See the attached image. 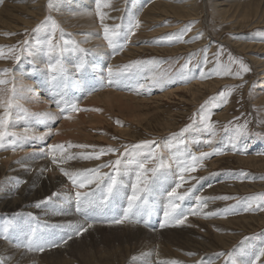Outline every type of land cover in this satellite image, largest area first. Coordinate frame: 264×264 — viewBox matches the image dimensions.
Returning a JSON list of instances; mask_svg holds the SVG:
<instances>
[{"label":"rangeland","instance_id":"374dc122","mask_svg":"<svg viewBox=\"0 0 264 264\" xmlns=\"http://www.w3.org/2000/svg\"><path fill=\"white\" fill-rule=\"evenodd\" d=\"M38 1H40L41 11L39 12L40 15L38 16V19L34 21L35 22L33 25L34 27L32 25L26 26L23 22L21 23L22 25L20 24L22 29L17 28L13 31L12 30L10 31L9 28L7 29L1 28V24H0V51H3L5 57V58H0V66H1L0 78L8 80V84L0 85V94H2L1 98L2 97L4 98V99L0 98V102L7 101L8 97L6 96L8 94H10L9 98H11L12 93L10 89H12L13 86L14 87L16 86L15 99H17L16 101L20 105L23 106V104L25 103L24 105L26 106L23 107L32 108L33 110L32 109L29 110L30 108L28 109L25 108L32 113L34 112L54 113L57 116V119L46 120L40 117H28L27 119L14 120V126L10 125L11 130L14 129L13 131L16 132L18 131L19 133H23V129L27 127L28 129L33 130L30 132L31 134L29 133L30 135L32 134L39 135L41 133H46L49 130H51L52 134L47 135L43 141L28 140L24 142L21 147L16 148L18 153L16 154L17 156L15 158H10L6 162H9L11 164L14 163L15 161H21L22 159H27V158L42 159L46 157V159L48 158L52 159L50 154V146L52 144H64L65 146H67L69 142L76 145L83 144V145L94 146L96 151H98L100 148H106L108 146H112L114 148H120L121 151H123L122 148L123 145L136 144L144 140H155L157 142V145H159L160 154L162 155V157L166 161H169L173 164H175V161L172 160V157L178 151L177 147H174V145L179 146L180 152L183 150L182 153H186L185 155L180 157L181 159L185 158L188 154L199 155V153L201 152H211L215 150L216 152L222 154L213 155L210 158H206L203 162L205 165L204 167L199 168L194 173L188 174L203 179H200L199 183L197 182V180H190L188 183L184 184L186 187H184L183 190L191 187L192 185H195L194 193L190 195L195 197V201L193 202V205L197 204L195 203L197 202L196 197H198L196 195H201L203 197L205 196L208 198H212L210 200L215 202V204L217 205H221L220 206L221 208L224 207L223 206L224 204L225 207L234 206L236 209H238L236 212L232 214H228V217L230 218L228 224L226 222H219L216 223L215 225L212 224L205 225L209 230H211V232L213 231V233L215 231L217 232L218 228L222 229L223 227H226L227 231H230L229 237L230 239H232L231 245H222L216 243L218 247L212 253V256L218 257V259H216V261H218L216 262V264H222L223 262L227 261V256H220L219 253L231 252L234 248L240 247L241 241H243L245 245L249 242V240H253L254 241L253 247L257 249H259L261 246H264V211H260L259 209L253 211L243 210L244 198L252 197L257 194L264 193V79L262 78L261 75H258L260 74L261 71L257 67V65H255L256 63H254L255 62L254 59H250L252 57L248 53L241 51L232 41V39L236 37L237 39L240 40L243 38H247L245 40L247 41V44L253 46L254 51H252L251 54L257 55L264 59V48L257 47L258 44L259 46H263L264 44V41L262 40V37L259 33V32L264 33V26H263L264 24L259 25L260 27L258 25L255 26L254 24L253 25L249 24L250 26L249 25L240 26L234 24V26H232L233 23L231 22L229 23L226 22L225 24L223 23L221 25L219 19H216L218 21H215V16H213L215 15L216 12L213 13L212 10H210L209 8L210 7L209 1L211 0H197V2L199 1L202 2L199 3L203 5V8L205 7L204 9L201 8V12L202 10H204L203 13H201L203 16L202 15H200L202 17L199 16L201 19L203 18L204 20L203 19L201 20L198 16L196 17L199 18L198 19L199 21H202L200 23L202 24V27L200 24L194 23L195 25H192L193 24L192 19L190 20L186 19L184 21L183 18L171 17V20H169L166 18L167 16H163L162 18L158 17L156 19L149 21L145 20V22L141 21V27L139 28V32H136V35L140 36V38L135 41L131 39V43L128 45L127 48L124 49V52L122 51L114 52L111 56V59H114L115 56L118 54L117 56H119L118 59L119 61L117 60L116 62H118V65L120 64L121 66L126 65V63L130 64L133 61H152V60L158 61L159 62L158 66L153 67L149 65L148 67L142 68L141 70H137L136 68H133L130 71L128 70V72L124 73V75L120 78L118 84L117 83L109 84L107 80L109 78L106 79L104 77H101V76L108 77L107 72H102V74L97 73L95 75V78H92V80H90V77H88L89 75L87 72L89 65L84 70V72H82L83 74L81 72L77 73L75 64L79 63L78 56L80 55L81 52L78 53L66 52L65 54H63V57L69 56L71 58L70 64L66 66L69 72L68 73L69 77L74 75L77 77L74 81L76 84L82 81L86 85H84L83 87H79L80 88L79 89L76 88L75 86H72L73 84H71L70 81L68 80L67 87L64 88L62 91H57L56 89L53 88L52 84L50 83L49 76H47L48 78L47 80H45L43 76H41L40 74L38 77V74L34 73L29 75V77L25 81L20 80L21 75L19 73L21 71L18 69L19 66L24 67L27 70L26 71L27 74L28 68L32 69L33 67L34 68L39 67V65H37L38 58H33L24 54L21 55L20 60L17 62L14 59L15 54L10 53L9 49L16 48L17 50H19L28 47V45L23 44V41L25 40L28 41L29 45L35 44L37 40H41V41H43V39L46 40L50 35L49 32H43V31L35 32L33 31V29H35L36 26L41 21H44L48 16H51L59 23L60 27L63 29V38L65 40H69V41L74 40L77 42L78 45L80 44L79 47L89 50L87 53H83L86 54L85 57H87L90 54L92 55V53H95L98 50L97 49L99 48V45H97L98 38L100 39L99 44L101 43L104 44L102 42L104 41L103 29L100 25L99 18L97 17L96 14L94 15V17L96 16L95 19L99 22V25L97 27H94L93 31H92L93 28H87V27L84 29L80 27L76 28L72 26L70 22L69 24L64 23L63 20L66 18H64V15L60 16L59 14L65 13L66 8H64L62 12L59 11V8L64 3L71 4V0H54V3L56 4V8H54L51 11L48 8L49 0H0L1 3L0 8L5 6L4 2L9 3L8 7L10 9L11 8L10 5L19 4V3H21V6L27 4L35 5ZM204 1L209 2L208 5H204ZM108 2L110 4V7L103 9V11L108 14L105 23L112 26L118 23L126 22V20H128L130 15H125V13L132 0H108ZM67 10L71 11L68 8ZM13 12L17 14L20 13L18 10L16 11L13 10ZM8 15L9 14H7V16ZM28 17L29 16H26V18ZM140 17L143 18V16L141 15ZM206 17H208V19H206ZM196 18L194 17V19ZM211 18L213 21L211 20ZM30 19L32 20L34 18L31 17ZM162 20L164 23L162 22ZM230 20L231 19H229V21ZM189 21L191 22V24ZM172 22H174L176 26L172 25ZM186 25H192L193 28L191 27L192 29L191 32L193 31L195 33L192 32L191 34V32H187V34L184 36V40H185L184 43L175 42V43L158 44L155 42L158 38L165 37L170 33L180 32L181 29H184ZM166 26L175 27L176 30L162 29ZM218 27L221 28L220 32L219 29L218 32L215 31L217 30ZM196 28L198 29L200 28V29L196 30ZM90 29L92 32L90 31ZM74 30L76 31L75 33ZM202 32L204 33L202 34ZM82 33H84V35ZM197 33H198V38L200 33L202 34L200 35L201 38H203L207 34L204 38L205 41L203 40L202 43L199 42V44H196L195 46H191L190 48L188 45H186L188 46V48L183 49V51L182 50L176 52L170 51V48L176 47L178 45H184L185 43L187 44L188 42L192 43L193 41L197 42L198 40L195 41V38H197ZM136 35L134 37H136ZM148 35H150L151 38ZM258 35L261 37V41ZM251 36L252 38L254 37L255 39L257 37L258 38L255 40L254 38L252 39ZM60 37H61V33L57 31L56 40L59 41ZM229 37L231 38L229 39ZM226 39H228V41ZM133 41L136 47L131 50L132 54L129 55V57H126L124 55V53L126 52L125 50H127L130 47V45L133 44ZM87 42L90 43L88 44ZM104 42L106 44V41ZM95 45H97V47ZM221 46L224 49V55L221 57L222 62L226 63L227 56L230 54L237 59H242L244 63H246L250 67L251 71L243 74V79H238L234 75H225V76L213 75L212 78L210 79H204L202 80V83L206 82L207 84V82L208 83L214 82L216 85L214 84L215 86H212L211 88H207V89L203 88L199 92V94L196 95L197 98L193 100L194 98L193 92L196 93L198 87L197 85L202 84L200 82V79L198 78V73L201 70L205 72H211L215 68L216 61L213 54L216 53ZM201 48L207 49L209 63L207 64L206 67L202 65L204 53L201 51L202 50ZM189 59L192 60V64L190 65V67L193 69V72L197 74L196 79H193L189 83L179 82V80H177V82L173 84L166 83L163 86L164 90H161L159 86L153 84V79L155 78L156 80H160L161 75L164 73H167L168 76L175 78L177 76V72L180 69V67L183 64H185ZM196 65H201V67H196ZM121 66L119 67L116 66V63H112L108 67H112L114 70H118L122 68ZM5 69H11V71L7 75H4ZM237 69L238 66L234 65L233 72H235ZM14 70L16 71V73ZM39 79H41L42 81H40ZM141 85H143V87H140ZM191 86H194L192 88L193 92L187 89ZM229 88L232 89V91H231V95L228 98V102L226 104H221L220 107L211 109L212 110L211 119L215 125V135L210 136L207 132L201 131L203 126L199 122L200 106L204 104L205 101L209 100L210 97H214L220 91ZM17 90L18 91L20 90L19 93L17 92ZM171 90L176 92L173 96H171L168 99L161 97L163 94ZM99 92L104 95L110 92H115V94L118 93L117 95H121V98L120 99L111 98L109 100L96 99L95 96L99 95L100 94ZM123 93H129V94L131 93L136 97L137 96L141 98L144 97V99L130 100L126 98V96H124ZM24 99L26 101H24ZM130 102L133 105H130ZM65 103L77 104L81 109H88V110L80 111L78 113H72L73 118L70 120L64 119L63 116L66 115L67 113L61 114L59 112V108L57 105L59 104L60 106H64ZM93 109H101V111H94ZM0 110L3 111V109L1 108ZM12 111H13V116L15 117L14 114L16 113V110L13 109ZM193 117H195L197 121L195 124L193 123ZM117 120L122 122L123 124L122 127L116 123ZM238 124L239 125L247 124V129L244 134H242L239 137H236L233 129ZM188 125H192V127L187 132L183 133V135H180L181 130L187 127ZM29 127H33V128H29ZM173 134H176V136L174 137ZM181 139L185 141L183 145H180ZM209 140H211V143H209ZM153 147L155 148L156 145H153ZM9 149L12 148L6 147L0 149V153L6 152ZM72 149L75 153H79L80 151L81 152L88 151V150L89 151L87 153H89L94 150L93 147H88L83 149L82 148H72ZM168 152L169 154H167ZM115 158L116 157L114 155H108V156H104L101 161L98 160L97 162L100 164L108 160H114ZM246 158H249V161L246 160ZM211 161L216 162L217 165L213 166L211 169H208L209 166H212L210 165ZM1 165L3 166L5 165V163L0 164V166ZM206 165H207L206 169L208 170H204ZM103 171H111V170L106 168ZM168 174L170 177H173L172 173L168 172ZM67 182L71 186V188L74 189L72 185L69 183L70 181ZM199 187H201L200 193L199 194L195 193L196 190L199 189ZM222 196H230L233 197V199H229V200L217 199L218 197H222ZM187 205L190 204L187 203ZM20 213L23 212L21 211ZM93 213H97L95 217L97 220H94L95 222L94 225L103 224L107 226L106 224H109L108 220L117 217L116 212L108 208L104 209L103 211H93ZM0 214L7 215L9 213L0 212ZM108 216H110V218ZM243 217H249V218H243ZM38 221L42 223L41 220ZM30 223L31 221H29L28 219L26 220L25 224L29 225ZM35 224L36 223L33 222V225ZM27 227L25 229V227L23 226L24 232H27ZM45 230H47L49 233V234L45 233L47 238H49L53 234L59 236L58 240L54 241L56 243H60V238L61 237L66 238L67 235L65 231L61 232V229L49 228ZM154 230H156L155 227L153 228V231ZM24 232H22V234H24ZM203 232L204 230H202V233ZM98 234L99 235L96 236L97 244L95 243L92 251L97 252L100 249L105 250L107 248H112L111 246L112 244H114L112 243L113 241L115 243H119L118 249L121 250L119 251L118 254L119 257L125 261H129L130 255L135 253V251L137 250V243L141 239V238H136L137 236L141 235L139 232L125 226L123 227L120 226L116 228H105L103 231H99ZM82 236L83 235L77 238L79 239L81 238L83 240ZM245 237H248L249 239L245 240ZM69 243L70 240L67 242V244ZM80 243H82V241H80ZM60 246H63V244L62 245L60 244ZM64 246L66 247L67 245L64 244ZM64 246L63 248H65ZM53 248L57 249L58 247H53ZM53 248L47 249V251L52 250ZM47 251L45 250L43 253ZM210 252H211L210 248L209 249H207V247L202 248V254L210 253ZM35 253H38V255L40 256L43 255V253L40 252H35ZM156 253L157 252L153 253V256L155 255L154 257L149 254L148 257L143 256L142 259L134 260V263L142 264L144 260L148 261L151 259L157 262V260H159L160 258L156 259V257L158 256L161 257V256ZM68 258L78 259V256L75 257L69 256Z\"/></svg>","mask_w":264,"mask_h":264},{"label":"bare ground","instance_id":"6f19581e","mask_svg":"<svg viewBox=\"0 0 264 264\" xmlns=\"http://www.w3.org/2000/svg\"><path fill=\"white\" fill-rule=\"evenodd\" d=\"M199 2H197V0H132L128 9L126 10L125 15H130V16L136 15L139 17L140 21H144V22H145V20L149 21V20L156 19L158 17L162 18L163 16H167L166 18L169 20H171V17L183 18L184 21L186 19H188V20L192 19V22H193L192 25H195V24H200L202 22V21H199L198 19L203 16L201 13H203V11H204V10H202V12H201V8H203V5L200 4L202 2H200V3ZM209 2H210V4H209L210 10H212L213 13L214 12L217 13V14L215 13V15H213V16H215V21H218L216 19H219V21L221 22V25L223 23L225 24L226 22L233 23L232 26H234V24L240 25V26H242V25L247 26L249 24L250 25L254 24L255 26L256 25L259 26L261 24H264V0H211ZM209 2L204 1V5H208ZM8 4L9 3L4 2L5 6L0 8L1 28H6V29L9 28L10 31L11 30L13 31L17 28H21V25H22L21 23H23V22L26 26H28V25L33 26L35 23L34 21L37 20L38 16L40 15L39 14V12L41 11L40 10V1H38L35 5H28L27 4V5L21 6V3L10 5V7H11L10 9L8 7L9 6ZM0 5H1V3H0ZM64 8H66L65 13L59 14L60 16L64 15V18H66L64 20L62 18L64 23L69 24V22H70L71 25L76 27V28H78V27L83 28V29L86 27L87 28H93L92 31L94 30V27H97L99 25V22L95 19L96 16L94 17V15L96 14V0H71V4L64 3L59 8V11L62 12V10ZM67 8L70 9L71 11H68ZM13 10H15V11L18 10L20 13L17 14L15 12H13ZM7 14H9V15L7 16ZM32 15H34V16H32ZM140 15L143 16V18L140 17ZM200 15H202V16H200ZM26 16H29V17L26 18ZM197 16L198 17L200 16V17L196 18ZM31 17H33L34 19L31 20L30 19ZM194 17L196 19H194ZM206 19H208V17H206ZM229 19H231V20L229 21ZM211 20H212V18H211ZM10 21H12V22H10ZM215 21H214V23H215ZM13 22H15V23H13ZM162 22H163V20H162ZM162 22H160V23H162ZM148 23H150V22H148ZM190 24H191V22H190ZM172 25L176 26L174 22H172ZM192 25H191V27L193 28ZM200 25L202 27V24H200ZM217 26H219V25H217ZM76 28H74V29H76ZM162 29H174V30H176V28L172 27V26H166ZM199 29L196 28V30H199ZM218 29L220 32V30H221L220 27H218L217 30H215V31L218 32ZM99 30H100V27H99ZM90 31H91V29H90ZM201 31H202V29H201ZM75 32L76 31L74 30V33ZM137 32H139V29L137 30ZM192 32H191V34H192ZM193 33H195V32H193ZM203 33L204 32H202V34ZM259 33H262V32H259ZM82 34L84 35V33H82ZM202 34L200 33V35H202ZM200 35L198 38V33H197V38H195V41L198 40L197 42L193 41L194 43L188 42L187 44L185 43L184 45H178L176 47L170 48V51H173V52H176L179 50L183 51V49L188 48V46L190 48L191 46H195L196 44H199V42L202 43L203 40L205 41L204 38L207 34L206 35L204 34L205 36L203 38H201ZM148 36L150 37V35H148ZM151 36H154V35H151ZM231 36H233V35H231ZM261 37L259 36L260 41H261ZM81 38H79V39H81ZM94 38H92V39H94ZM139 38H140V36L136 35V37H134V36L132 37V40L135 41ZM230 38L231 37H229V39ZM238 38H240V37H238ZM241 38H243V37H241ZM251 38H252V36H251ZM246 39L247 38H243L240 40V39H237V37H236V38H233L232 41L241 51L248 53L252 57L250 59H254V61H255L254 63H256L255 65H257V67L261 71L260 74H258V75H261L262 78L264 79V59L262 57L257 56V55L251 54V52L254 51L253 46L248 45L247 41H245ZM99 40L100 39L98 38V40H97L98 42L96 41L98 43L97 45H99V48H97L98 50L95 53H92V55L90 54L87 57H85L86 54L80 53V55L78 56V62H80L81 59H84L87 61V65H89L87 72L89 75L88 77H90V80H92V78H95V75L97 73L102 74V72H107L108 66L111 65L112 63H116V66H119V67L121 66L120 64L118 65V62H116L119 59V56H117L118 54L115 56L114 59H111V56L114 53L113 50L108 48L107 44H105L104 41H102L104 44H102V43L99 44L100 43ZM226 40L228 41V39H226ZM262 40L264 41V37H262ZM88 41H90V40H88ZM134 41H133V44L130 45V47L127 50H125L126 52L124 53V55L126 57H129V55L132 54L131 50L136 47ZM258 42H259V40H258ZM87 43H85V44H87ZM91 43H94V42H91ZM212 44H213V42H212ZM256 44H258V43H256ZM97 45H95V46L97 47ZM186 45H188V46H186ZM141 47H142V44H141ZM254 47H256V46H254ZM257 47L264 48V44H263V46H259V44H258ZM138 48H140V47H138ZM122 52H124V50ZM135 53H137V52H135ZM70 61H71V58L69 56L63 57V63L66 66H68L70 64ZM37 63H38L37 65H39V67L36 69H40V71H33L34 67L32 69L28 68L27 74H26L27 70L24 67L19 66L18 69L21 71L19 73L21 75L20 80L25 81L29 77V75L34 74V73L38 74V77L40 74L41 76H43V78L45 80H47V78H48L47 76H49V78H50V75L47 73V71L44 67V59L38 58ZM69 67H71V66H69ZM0 68H1V66H0ZM126 72H128V71H126ZM136 72H138V71H136ZM15 73H16V71H15ZM17 76H18V74H17ZM101 77H104L106 79L109 78L106 76H101ZM76 78L77 77L74 75H72L69 78L70 83L73 84L72 86L79 88V87H83L84 85H86L82 81L79 82L78 84H76L74 82ZM35 80H36V78H35ZM39 80L42 81L41 79H39ZM39 80H38V82H39ZM96 80H97V78H96ZM143 81H145V80H143ZM44 82H47V81H44ZM200 82L202 83V80H200ZM36 83H37V81H36ZM203 83L197 85L198 87H197L196 93L192 91V88L194 86L187 88L189 91L193 92V95H194L193 100H195V98H197L196 95L199 94V92L203 88L207 89V88H211L212 86L216 85L214 82L213 83L207 82V84H206V82H203ZM27 84H29V83H27ZM34 84H35V82H34ZM151 85H153V84H151ZM131 86H133V85H131ZM70 87H71V85H70ZM15 88H16V86H15ZM45 90H46V88H45ZM19 91L17 90L18 93H19ZM119 92H120V90H119ZM99 93H97V94H99ZM175 93H176L175 91L171 90V91L163 94L161 97L168 99L171 96H173ZM117 94L118 93L115 94V92H110V93H107L105 95L100 93L99 95L95 96V98L100 99V100L101 99L102 100H106V99L109 100L111 98L120 99L121 95H117ZM123 95L126 96V98H128L130 100H132V99H144V97H142V98L138 97V96L136 97V96L132 95L131 93L130 94L129 93H123ZM1 96H2V94H0V98H1ZM9 96H10V94H8L6 97H8V99H9ZM24 101H26V100L24 99ZM152 101H153V99H152ZM24 104H23V106H26ZM130 105H133V104L130 102ZM137 105H138V103H137ZM25 108L28 109L30 107H25ZM31 109L32 108H30L29 110H31ZM53 110H54V108H53ZM0 112H2V111L0 110ZM34 113H37V112H34ZM14 115H16V113ZM33 120H35V119H33ZM165 123H167V122H165ZM29 128H33V127H29ZM24 129H23V131H24ZM12 130H14V129H12ZM17 130H19V129H17ZM31 131H33V130H30V132ZM106 138H107V136H106ZM69 151L73 154H78V153H75L73 151V149H70ZM88 151H82V152L80 151L79 153H87ZM16 154H18L16 149H15V151H12V149H9L6 152L0 153V160L2 161V162L0 161V164L5 163V165H3V166L1 165L2 167L0 166V212L9 213L7 215H5V214L1 215L0 214V232H1L0 234L3 233V229L6 226H8L9 223H11V225H12L10 227L9 233H8L9 234V240H7V242H6V240L0 238V260H3L4 264H135L134 260L142 259L143 256L148 257L149 254L151 256H153V253H155V252H157L156 254H159L161 256V257H159V256L156 257V259L160 258L159 260H157V262H155V260L150 258L151 260H148V261L144 260L142 262V264H157V263L161 264V262L173 261V260L179 261L180 264H216V262H218V261H216V259H218V257L212 256L213 251L216 250L218 247L216 243H219L222 245H231L232 239H230V237H229L230 231H227L226 227H223V225H222V227H223L222 229L218 228L217 229L218 231L217 232L215 231L213 233V231L211 232V230H209L207 228V226H205L208 224L215 225L216 223H219V222H226L228 224V221L230 219L228 217V215L226 216V218L223 216H212L209 218H204L203 213L221 212L223 209L227 208V207H225L224 204H223L224 207L221 208L220 207L221 205L215 204V202L211 201L210 199L206 200L207 208L203 209L202 214L201 215H195V216L190 215L188 217V220L185 222L184 225L168 226V227H164V228L160 227V225L163 223V220H162L163 219V212L167 206L168 198H167L166 192L170 191L171 188L174 187L175 183L178 182L177 179L179 177V168L177 167V164L175 162V164L172 163L173 164L172 168L167 170L166 174L158 175V179L154 183V204H153L152 212H151L150 216L147 218L148 219L147 226H145V224L143 222H141L139 224L125 223L124 225H113V226H110L109 224H106L107 226H105L103 224L102 225H96L95 224L94 227L90 228L87 232H85L83 234V236H82L83 240L81 238L79 239V238L74 236L73 240H70V243L66 244L67 245L66 247L63 244V246L65 248H63V246H59L57 249L52 247L53 248L52 250H49V251L46 250L47 252L43 253V255H41V256L38 255V253H35L37 251L29 252L23 246H20V247L17 246V245H23L24 243H26V240H27L26 233L27 232H24V229H23V226L25 227V229L28 226L25 224L26 220L29 219V221H31L32 224H33V222L36 223V220H33L31 217H28V215H27L28 213H31L33 217H36V218H38V220H41L42 223L39 222L41 225H44V224H48V225L65 224L69 221H81V222H83L85 219H82V216H83L82 214L75 212V201H74V192L75 191L68 184L67 178L65 176H63V174L60 172L59 167L52 163V159H50V158L46 159V157L42 158V159L27 158V159H22L21 161H15L14 163H11V164L9 162H6L10 158H15L17 156ZM167 154H169V152ZM185 154L186 153H184V155ZM243 159H245V158H243ZM246 160L249 161V158H246ZM97 161L98 160H88V161L72 160L71 162L68 161L67 163L62 164L60 166L66 168V169H69V170L93 168L99 164ZM73 163L76 165H74ZM210 165H212V166H209L208 169H211L213 166H215L217 164H216V162L211 161ZM206 168H207V165H206L204 170H208ZM42 169H44L45 171L42 172L41 171ZM168 172L172 173L173 177H170ZM18 181L20 182L19 187L16 186ZM203 184H204V182H203ZM184 187H186V186L184 185L183 188L180 189L181 192L184 191L183 190ZM200 191H201V187H199V189L196 190L195 193L199 194ZM54 192L67 193L73 197L68 202H63L62 198H54V200L57 201V204L63 203L64 214H60V215L53 214V209L46 208L44 206H42L41 208L35 207V204L37 202H39V201L45 199L46 197L52 195V193H54ZM193 193H194V191H193ZM130 194H131V191H130V189H128L127 195H130ZM196 196H201V195H196ZM207 196H209V195H207ZM206 198H208V197H206ZM194 201H195L194 196L187 197L183 203L184 205H182L183 206L182 208L187 210L188 208L196 207L197 204L193 205ZM187 203H189L190 205H187ZM195 203H197V202H195ZM126 207H127V198H126L125 193L121 192V194L112 201V203L108 209L114 210L116 212V216L118 217V216H122ZM21 211L23 213H20ZM96 215H97V213L88 214V217H87L88 221L93 222L94 220H97L95 218ZM243 218H249V217H243ZM120 226L132 228L141 234L140 236L136 237V238H141V239L137 243V250L135 251V253L130 255L129 261H125L119 257L118 253L121 250V249H118L119 243H115L113 241H112V243H114V244H112V246H111L112 248H107L105 250L100 249L97 252L92 251L93 246L96 243V236L99 235L98 234L99 231H103L105 228H116V227H120ZM154 227L156 228V230L153 231ZM215 228H216V226H215ZM202 230H204L203 233H202ZM62 231H65L67 233V230H61V232ZM22 232H24V234H22ZM58 237L59 236L51 235L48 239L55 241V240H58ZM80 241H82V243H80ZM90 242H93V243H90ZM253 245H254V241L249 240V242L247 244H245L244 247L246 250H249V251L253 250V249L258 250L257 248H254ZM73 247H74V249H73ZM89 247H91V248H89ZM203 247H207V249L210 248L211 252L202 254V248ZM204 255H206V256H204ZM69 256H72V257L78 256V259L68 258ZM134 257L136 259H133ZM223 263H225V262H223Z\"/></svg>","mask_w":264,"mask_h":264},{"label":"snow or ice","instance_id":"6c2138e0","mask_svg":"<svg viewBox=\"0 0 264 264\" xmlns=\"http://www.w3.org/2000/svg\"><path fill=\"white\" fill-rule=\"evenodd\" d=\"M110 7L108 0H96V15L99 18L100 25L103 29V39L106 41L107 47L112 49L113 52L123 51L131 43V39L136 35L137 30L141 27V21L138 16H130L126 22L118 23L115 25H108L105 23L108 14L103 11L104 8ZM49 10L56 8L54 0H49ZM191 25H186L178 33H170L165 37L158 38L156 43H184V36L187 32H190ZM35 32H49L50 35L46 40H37L35 44L29 45L28 41H23L24 45H28L23 49L17 50L16 48L9 49L10 53H14V59L18 62L21 55L26 54L33 58L44 59V66L47 73L50 75V83L57 91H62L67 87L69 75L66 65L63 63V54L66 52H81L87 53L88 49L79 47L76 41H69L63 38V29L59 23L48 16L44 21H41L35 29ZM61 33L60 40H56V33ZM264 37V33H260ZM94 51V50H93ZM204 53L202 65L204 67L209 63L207 49L201 50ZM195 55V54H192ZM216 61V66L211 72H205L201 70L198 73L200 80L210 79L213 75L225 76L234 75L238 79H243V74L251 71L250 67L244 63L242 59H237L232 55L227 56V62H222L221 57L224 55V49L221 46L216 53L213 54ZM0 58H5L3 51H0ZM192 60L189 59L183 64L177 72L175 78L168 76L167 73L161 75L160 80L153 79V84L159 86L161 90H164V84H173L177 80L183 83H189L193 79L197 78V74L193 72L190 67ZM149 65L155 67L159 65L156 60L152 61H133L130 64L123 65L121 69L114 70L112 67L107 68L108 83H119L120 78L128 70L136 68L141 70ZM237 65L238 69L233 72V66ZM87 61L81 59L75 68L77 72H84L87 68ZM201 67V65H196ZM11 69H5L4 75H7ZM33 71H40V69L34 68ZM8 84V80L0 78V85ZM140 87H143L141 85ZM12 97L7 101L0 102V108L3 109L0 112V149L11 147L13 151L17 147H21L22 144L28 140L43 141L47 135H51V130L39 135H30V129L25 128L23 133H18L11 130L10 125L14 126V120L27 119L28 117H40L46 120H55L57 116L51 112L32 113L20 105L15 97L16 90L13 86L10 89ZM232 89H226L220 91L216 96L210 97L200 106L199 110V122L202 124L201 131L207 132L210 136L215 135V125L212 122V108L220 107L221 104H226L228 98L231 95ZM61 114L67 113L63 116L64 119H72V113H78L80 111H87L88 109H81L77 104H67L64 106L57 105ZM13 109L16 110L15 117L13 116ZM94 111H101V109H93ZM23 114V115H21ZM196 118L193 117V123L195 124ZM116 123L123 126L122 122L117 120ZM192 125H188L181 130V134L187 132ZM247 124L236 125L233 129L236 137L245 133ZM175 137L176 134H173ZM115 139V137H114ZM185 143L184 140H180V145ZM211 143V140H209ZM153 145H156L154 148ZM93 147V151L89 153L73 154L69 150L72 148H88ZM177 147V153L172 157L179 168L178 182L170 191L166 192L167 206L163 212V223L161 228L168 226H180L184 225L190 215H201L204 208H207L206 200L212 198H206L203 196L196 197L197 205L194 208H188L185 210L182 208V204L187 197H189L194 189L195 185L180 191L184 184L190 180L200 179L195 176L187 175L196 172L199 168L204 167V160L210 158L213 155H218L215 150L211 152H201L199 155L188 154L185 158L180 157L184 153L179 151ZM123 151L120 148H114L108 146L106 148H100L95 150L94 146L89 145H76L69 142L67 146L64 144H52L50 146V154L52 157V163L59 167L60 172L70 181L72 187L75 189L74 201L75 212L80 213L85 217L83 222L81 221H69L65 224L41 225L38 218L33 217L31 213L27 215L36 220V224L33 226L31 223L28 225V231L26 233L27 240L23 246L27 251H37L43 253L45 250L52 247H59L60 244H67V242L73 237H79L87 232L90 228L94 227V221L89 222L87 217L90 212L103 211L109 208L112 201L118 197L121 192H124L127 198V207L124 210L122 216L114 217L108 220L110 225H124L139 224L143 222L145 226L148 224V217L150 216L154 204V183L158 179V175L166 174L167 170L172 168V163L166 161L160 154L159 145L155 140H144L136 144L123 145ZM114 155V160H108L98 164L93 168H83L69 170L60 165L72 160H101L104 156ZM151 165V167H150ZM110 169L111 171H103L104 169ZM45 171L44 169L41 170ZM19 181L16 186L19 187ZM130 189L131 194L127 195V190ZM54 198H62L63 202H68L73 197L67 193L54 192L52 195L35 204L36 208L42 206L53 209V214H64L63 203L57 204ZM217 199L229 200L233 199L230 196H222ZM259 209L264 211V193L257 194L252 197H246L243 200V210L253 211ZM237 209L234 206H229L223 209L221 212H206L203 213L204 218L212 216H223L226 218L228 214L236 212ZM11 223L3 229V233L0 234V238L9 240V229ZM55 228L61 230H67V235L60 238V243H56L47 238L44 234L45 229ZM249 239L245 237V240ZM220 256H227L225 264H264V246H261L258 250H246L244 242L241 241L240 247L234 248L231 252L219 253ZM133 259H136L135 257ZM0 264H4L3 260H0ZM161 264H180L179 261H164Z\"/></svg>","mask_w":264,"mask_h":264}]
</instances>
